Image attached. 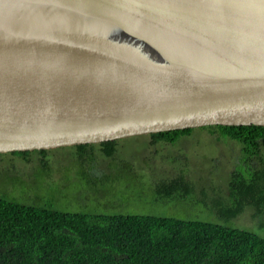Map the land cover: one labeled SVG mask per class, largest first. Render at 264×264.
<instances>
[{
	"label": "water",
	"instance_id": "95a60500",
	"mask_svg": "<svg viewBox=\"0 0 264 264\" xmlns=\"http://www.w3.org/2000/svg\"><path fill=\"white\" fill-rule=\"evenodd\" d=\"M264 127V0H0V154Z\"/></svg>",
	"mask_w": 264,
	"mask_h": 264
},
{
	"label": "trees",
	"instance_id": "16d2710c",
	"mask_svg": "<svg viewBox=\"0 0 264 264\" xmlns=\"http://www.w3.org/2000/svg\"><path fill=\"white\" fill-rule=\"evenodd\" d=\"M201 129L210 131L216 140L233 141L239 146V165L228 184L231 205L223 207L219 217L230 222L247 206L255 210L254 217L264 216V127ZM193 131L148 137L155 145H173ZM117 144L97 146L105 157L113 158ZM92 147L70 149L82 160ZM52 151L11 155L25 161L32 154L40 155L46 173L45 158ZM38 190L32 198L22 197L25 201L0 194V264H264V237L253 232L155 215L70 212L57 208L56 191L46 196ZM154 193L160 201L184 203L192 187L178 175L161 180Z\"/></svg>",
	"mask_w": 264,
	"mask_h": 264
},
{
	"label": "rangeland",
	"instance_id": "374dc122",
	"mask_svg": "<svg viewBox=\"0 0 264 264\" xmlns=\"http://www.w3.org/2000/svg\"><path fill=\"white\" fill-rule=\"evenodd\" d=\"M239 157L235 142L216 140L201 128L173 145H155L148 136L120 140L113 158L105 157L97 145L82 160L74 149H57L46 155V173L38 154L28 161L4 155L0 157V194L25 201L22 197H34L37 189L46 196L54 190L57 208L70 212L213 222L264 237V216L254 217L255 210L249 206L230 222L219 217V211L231 205L228 184ZM178 175L191 184V196L184 203L160 201L155 185Z\"/></svg>",
	"mask_w": 264,
	"mask_h": 264
},
{
	"label": "flooded vegetation",
	"instance_id": "af4514ba",
	"mask_svg": "<svg viewBox=\"0 0 264 264\" xmlns=\"http://www.w3.org/2000/svg\"><path fill=\"white\" fill-rule=\"evenodd\" d=\"M4 155H10V156H12L11 154H4ZM13 157V156H12ZM89 173V172H88ZM91 174V173H90Z\"/></svg>",
	"mask_w": 264,
	"mask_h": 264
}]
</instances>
